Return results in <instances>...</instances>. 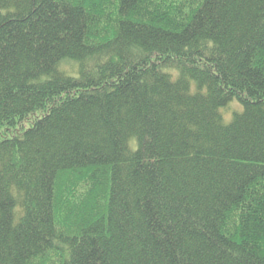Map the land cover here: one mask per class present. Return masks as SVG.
I'll return each mask as SVG.
<instances>
[{"label":"trees","instance_id":"trees-1","mask_svg":"<svg viewBox=\"0 0 264 264\" xmlns=\"http://www.w3.org/2000/svg\"><path fill=\"white\" fill-rule=\"evenodd\" d=\"M0 264H264V0H0Z\"/></svg>","mask_w":264,"mask_h":264},{"label":"rangeland","instance_id":"rangeland-1","mask_svg":"<svg viewBox=\"0 0 264 264\" xmlns=\"http://www.w3.org/2000/svg\"><path fill=\"white\" fill-rule=\"evenodd\" d=\"M238 106H239V104L233 103V104H231V106H230V108L228 110H225L223 112L225 123H230L231 122L235 110H238L239 107H240V106L239 107Z\"/></svg>","mask_w":264,"mask_h":264}]
</instances>
